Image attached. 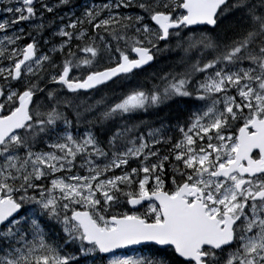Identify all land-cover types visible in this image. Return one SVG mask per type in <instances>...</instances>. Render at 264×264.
<instances>
[{"label": "snow or ice", "instance_id": "1", "mask_svg": "<svg viewBox=\"0 0 264 264\" xmlns=\"http://www.w3.org/2000/svg\"><path fill=\"white\" fill-rule=\"evenodd\" d=\"M0 264H264V0H0Z\"/></svg>", "mask_w": 264, "mask_h": 264}, {"label": "trees", "instance_id": "2", "mask_svg": "<svg viewBox=\"0 0 264 264\" xmlns=\"http://www.w3.org/2000/svg\"><path fill=\"white\" fill-rule=\"evenodd\" d=\"M77 2L79 3V0Z\"/></svg>", "mask_w": 264, "mask_h": 264}]
</instances>
